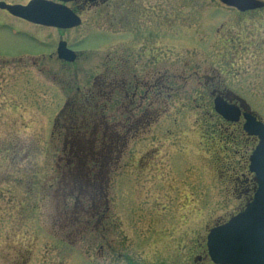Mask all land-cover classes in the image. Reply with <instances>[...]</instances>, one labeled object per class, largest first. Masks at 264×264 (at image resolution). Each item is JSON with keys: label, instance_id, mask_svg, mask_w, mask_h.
<instances>
[{"label": "rangeland", "instance_id": "rangeland-1", "mask_svg": "<svg viewBox=\"0 0 264 264\" xmlns=\"http://www.w3.org/2000/svg\"><path fill=\"white\" fill-rule=\"evenodd\" d=\"M80 18L77 28L55 30L0 10V264H212L206 237L245 206L257 146L247 135L220 139L212 91L245 100L264 122V8L241 14L218 0H106ZM61 41L77 54L74 63L58 59ZM148 66H160L171 91L159 101L149 95L136 115L152 100L164 112L110 169L104 224L77 236L61 212L62 201L74 210L75 198L60 196L75 185L61 188L66 171L46 151L53 121L78 87L98 86L113 69L145 81ZM145 91L139 87L137 104ZM117 100L112 122L123 117L125 100ZM13 136L26 146L15 162L3 148Z\"/></svg>", "mask_w": 264, "mask_h": 264}, {"label": "trees", "instance_id": "trees-1", "mask_svg": "<svg viewBox=\"0 0 264 264\" xmlns=\"http://www.w3.org/2000/svg\"><path fill=\"white\" fill-rule=\"evenodd\" d=\"M113 70L109 71L112 72L113 77L110 76L111 74H107L104 78L101 77L98 79V86L77 88L75 95L66 102L61 112L55 117L50 135L51 144L46 150L48 158L60 161V167L66 171V173H62L61 188L63 184L67 187L68 182L71 180L73 181V185H75L74 190L76 192L60 196L63 199L68 197L75 198L74 210L68 211L69 208L66 206V201H62L63 210L61 212H65L66 215V219H63L62 223L64 226L73 227L72 230L77 236H79V233L76 231H79V229L86 231L93 224L94 228L97 229L99 228L98 225L104 224L109 214V198L105 192L111 181L110 169L116 168L119 165L123 153L128 150L130 141L133 138L136 139L141 133L146 132L164 112V110L151 109L156 102V100H152L151 107L148 104L143 109V112L145 109H148L149 114H147L150 116V119L148 121L145 119L144 121L136 122L135 119L138 117L136 112H138L139 108H143V106L140 107V104L137 103L132 106L129 104L132 93L136 91L134 79L130 80V77L125 75L128 73L123 72V69L119 71L115 70L114 72ZM165 79V88L162 90L170 92L171 88L167 86L170 84H166ZM162 90L147 91L146 89L145 93H147V97L143 96L141 98L148 99L152 96V99L156 98L159 101L163 95ZM138 91L139 89L136 91L137 94ZM214 91H216L215 93L227 96L231 95L233 97L230 92ZM118 95L125 100V104L122 102L119 107V111L123 117L116 120V122L115 120L112 122V116L108 115V111H111L113 107L119 104L117 100ZM141 98L139 97V99ZM213 115L222 122V124L219 121L217 123V126L220 124L219 137L221 140H224V137H226V141L228 139L237 140L240 135L245 136L243 131L240 129L236 130L237 128L229 132L228 128L230 126L237 127V125L225 123L214 111ZM115 117L116 115L113 116V118ZM226 133L227 135L224 136ZM212 134H217V132L214 131ZM60 141L62 142V149H58L59 146L55 145ZM3 148L11 151L10 157L13 153L12 159L14 161V157L18 154L20 155L26 146H22L19 138L13 136L10 142L6 146L4 145ZM60 167L56 170L62 171ZM251 178L252 180L244 183L247 186L242 196V201L244 202L252 198L256 189V181L253 179V176ZM103 180L105 182L104 186H99ZM89 184L90 187H88ZM78 185H80V189L77 187ZM69 190L68 185L66 192ZM60 196L56 195L57 198ZM85 198L90 202L87 208L83 207ZM57 224L59 225V223ZM82 226H84L83 229H81ZM73 231L69 235V238L75 235Z\"/></svg>", "mask_w": 264, "mask_h": 264}, {"label": "water", "instance_id": "water-1", "mask_svg": "<svg viewBox=\"0 0 264 264\" xmlns=\"http://www.w3.org/2000/svg\"><path fill=\"white\" fill-rule=\"evenodd\" d=\"M32 0L27 5H9L0 2V9L12 16L36 25L57 29H72L81 25V19L66 4L75 0ZM93 3L97 0H88ZM222 4L240 12L254 11L264 7L258 0H219ZM58 59L73 63L77 55L60 42ZM216 114L225 121L237 123L244 119L243 130L258 139V145L250 157L249 171L254 174L257 189L252 200L238 215L223 225L210 230L207 236L208 256L214 264H264V123L250 113L218 96L214 100Z\"/></svg>", "mask_w": 264, "mask_h": 264}, {"label": "flooded vegetation", "instance_id": "flooded-vegetation-1", "mask_svg": "<svg viewBox=\"0 0 264 264\" xmlns=\"http://www.w3.org/2000/svg\"><path fill=\"white\" fill-rule=\"evenodd\" d=\"M98 3H100V2H97L96 4H98ZM96 4H94V5H96ZM72 6H73L74 11L80 15L81 13H83L85 11L87 6H92V4H89L86 0H80V1L74 2L72 4ZM76 6H77V9H75ZM162 40L163 39H158V44H160L162 42ZM130 57L133 58L131 53H130ZM131 65H132V67L134 66L133 63ZM158 68L160 69V66H158ZM130 69H131V66H130ZM159 69L155 73V71L153 72L154 69H151L148 66V69L145 72L146 76H147V78H146L147 80H145V81L144 80L140 81L141 79H139L137 76H134L135 90L137 91L140 86H142V88H146L147 91L153 90V89L154 90L157 89L158 91H160V90L164 89L165 88V85H164V79L165 78H164L163 74H165V73L164 72L160 73ZM154 75H157L158 77L156 76L157 78H154ZM136 91H135V93H132V95H131V99H130V103H129L131 106L134 104L136 105V103H137L136 102V98H137ZM214 92H216V91H214ZM145 97H147V93H146ZM144 100H145V98L140 99V107L143 106L142 103ZM144 112H146V113H144ZM144 112L142 115L136 117V119H137V120L135 119L136 122L144 121L145 119L148 121L150 119V116L148 115L149 114L148 109H145ZM227 124H229V123H227Z\"/></svg>", "mask_w": 264, "mask_h": 264}]
</instances>
